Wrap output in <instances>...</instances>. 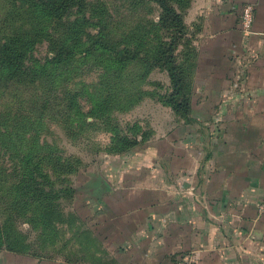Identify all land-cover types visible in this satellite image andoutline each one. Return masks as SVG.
Returning a JSON list of instances; mask_svg holds the SVG:
<instances>
[{
  "label": "crops",
  "instance_id": "1",
  "mask_svg": "<svg viewBox=\"0 0 264 264\" xmlns=\"http://www.w3.org/2000/svg\"><path fill=\"white\" fill-rule=\"evenodd\" d=\"M185 21L196 51L188 121L150 111L144 141L104 157L75 191L85 205L71 208L62 245L37 263L264 264V0H194ZM5 253L6 264L28 256Z\"/></svg>",
  "mask_w": 264,
  "mask_h": 264
},
{
  "label": "rangeland",
  "instance_id": "2",
  "mask_svg": "<svg viewBox=\"0 0 264 264\" xmlns=\"http://www.w3.org/2000/svg\"><path fill=\"white\" fill-rule=\"evenodd\" d=\"M41 1L50 0H0V222L32 246L23 264H39L31 223L39 201L55 205L53 191L65 184L57 179L61 166L73 190H88L114 137L133 138L150 111L171 110L163 102L170 76L151 64L160 44L174 42L178 61L187 39L193 45L185 18L194 0L170 1L182 21L170 31L158 25L161 9L148 0H63L60 12ZM5 47L22 57L15 71L1 65ZM75 199L74 192L57 202V239L43 254H54L68 235L70 212L85 205L83 194Z\"/></svg>",
  "mask_w": 264,
  "mask_h": 264
},
{
  "label": "trees",
  "instance_id": "3",
  "mask_svg": "<svg viewBox=\"0 0 264 264\" xmlns=\"http://www.w3.org/2000/svg\"><path fill=\"white\" fill-rule=\"evenodd\" d=\"M152 3L158 5L161 9L159 24L161 27L170 31L174 26L182 25L180 14L172 7L170 4L171 0H148ZM47 6L54 12H60L65 8L67 1L63 0H50L46 2ZM42 4V1L38 6ZM46 6L45 4H42ZM51 5V7H50ZM179 33H175L178 35ZM176 38V37H175ZM174 42L167 44L163 41L159 48L157 49V57L151 63L154 66H158L161 69L167 71L170 76L172 91L166 95L164 103L167 106L171 107L173 113L183 119L188 121V116L191 111V95H192V76L195 67L196 51L192 42L187 39L186 44L184 45L182 52V59L178 61L176 59V54H174L175 46ZM118 61L121 64L126 62V58L122 57L118 53ZM21 55L15 48L3 49V57L1 65L9 66L11 71H15V62L21 59ZM134 58V57H132ZM136 136H120L114 137L110 148H108V153L111 155H121L123 153L133 150L136 146L139 145L141 141H144V135L141 134V129L138 128L134 133ZM141 135V141H138L137 136ZM77 163V161H75ZM65 171V165L61 166V172L59 173L60 177H57L61 182L65 184L57 186L53 191L55 205L50 209L51 201H46L44 198L38 203H42L36 208V223H31L32 227L38 231L36 233V243L40 250L44 249L46 246H50L52 242L57 239L56 229L58 222H61L60 208L58 207L59 200L62 198H72L73 190L71 184L68 182V175L63 174ZM67 177V178H66ZM45 178V176H42ZM68 182V183H67ZM41 191V190H40ZM51 192L46 193L43 190V195H48ZM37 203V205H38ZM31 222V221H30ZM11 229V230H10ZM12 224L10 226L8 221L0 222V249H3L8 252H13L17 254H29L31 252L32 246L25 240V237L22 234L13 235ZM34 254V253H33Z\"/></svg>",
  "mask_w": 264,
  "mask_h": 264
},
{
  "label": "built area",
  "instance_id": "4",
  "mask_svg": "<svg viewBox=\"0 0 264 264\" xmlns=\"http://www.w3.org/2000/svg\"><path fill=\"white\" fill-rule=\"evenodd\" d=\"M252 17H253V8L251 5H246L243 8L242 17H241L242 31L246 32L250 29ZM258 211L260 214H264V201H261L258 204ZM175 264H194V262L191 259L183 258V259H179Z\"/></svg>",
  "mask_w": 264,
  "mask_h": 264
}]
</instances>
